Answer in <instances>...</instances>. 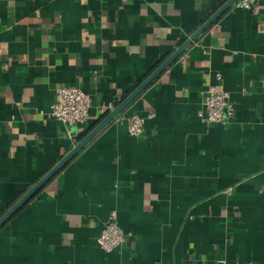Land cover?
<instances>
[{
  "label": "crops",
  "instance_id": "obj_1",
  "mask_svg": "<svg viewBox=\"0 0 264 264\" xmlns=\"http://www.w3.org/2000/svg\"><path fill=\"white\" fill-rule=\"evenodd\" d=\"M226 1L0 0V211ZM218 73L235 115L208 125ZM62 84L93 97L86 123L50 115ZM112 211L131 236L106 252ZM0 264H264V0L229 8L84 145L0 230Z\"/></svg>",
  "mask_w": 264,
  "mask_h": 264
},
{
  "label": "built area",
  "instance_id": "obj_2",
  "mask_svg": "<svg viewBox=\"0 0 264 264\" xmlns=\"http://www.w3.org/2000/svg\"><path fill=\"white\" fill-rule=\"evenodd\" d=\"M258 1L237 0L234 5L241 9H252L257 6ZM216 76L218 81L205 92L203 107L199 111V116L208 125L228 123L235 115V101L232 99L230 91L225 88L222 75L218 73ZM92 105L93 97L84 89L62 84L55 90V99L51 105L50 115L61 123L80 125L89 120ZM112 107V104L104 105L100 108V112L109 111ZM153 116L154 112H150L149 117ZM147 118L139 113H133L127 117L129 133L135 136L141 134ZM130 236L131 233L120 226L116 211H112L96 240L102 250L111 252L123 245Z\"/></svg>",
  "mask_w": 264,
  "mask_h": 264
},
{
  "label": "water",
  "instance_id": "obj_3",
  "mask_svg": "<svg viewBox=\"0 0 264 264\" xmlns=\"http://www.w3.org/2000/svg\"><path fill=\"white\" fill-rule=\"evenodd\" d=\"M237 0H227L221 5L202 25H200L188 39H186L175 51L154 69L132 92L124 97L114 108L110 109L104 118L57 162L55 163L24 195H22L1 217L0 227L12 217L25 203L38 193L57 173L71 160V158L86 145L107 124L114 120L123 110L186 48H188L198 37L209 29Z\"/></svg>",
  "mask_w": 264,
  "mask_h": 264
},
{
  "label": "trees",
  "instance_id": "obj_4",
  "mask_svg": "<svg viewBox=\"0 0 264 264\" xmlns=\"http://www.w3.org/2000/svg\"><path fill=\"white\" fill-rule=\"evenodd\" d=\"M109 111H106V112H104V113H101L100 114V116H99V118L96 120V121H94L92 124H91V126L89 127V129H87L86 131H84L83 133H81L80 135H79V137L77 138V140H80L82 137H84L86 134H87V132L89 131V130H91L94 126H96L103 118H104V116H106V114L108 113ZM51 181V180H50ZM49 181V182H50ZM48 182V183H49ZM47 183V184H48ZM47 184L38 192V193H36L27 203H25L14 215H12V217L10 218V219H8L1 227H0V230L4 227V226H6L12 219H14L15 217H17L18 216V214H20L41 192H42V190H44V188L47 186ZM25 194V192L24 193H22V194H20V195H18V197H16L13 201H10L8 204H6V206L0 211V217L22 196V195H24Z\"/></svg>",
  "mask_w": 264,
  "mask_h": 264
}]
</instances>
